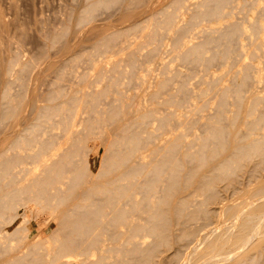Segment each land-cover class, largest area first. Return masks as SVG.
I'll use <instances>...</instances> for the list:
<instances>
[{"label": "bare ground", "instance_id": "1", "mask_svg": "<svg viewBox=\"0 0 264 264\" xmlns=\"http://www.w3.org/2000/svg\"><path fill=\"white\" fill-rule=\"evenodd\" d=\"M171 1V6L174 4L172 7H175L174 11L178 8L180 9L182 4H185L184 0H170V2ZM212 1L213 2L211 4L208 3L211 1L207 0L204 9H199V12H196L197 15L196 13L193 14V23L202 17L208 18L210 20L211 18L221 17L224 14V5L232 2V0ZM117 2H120V0L94 1V3L87 5L82 13L77 15L78 17L76 16V23L80 22L81 24L82 22H86V20L90 19L91 16L95 14L94 12L100 6L105 5L108 7L109 5L112 6V4L114 5ZM135 5L137 4L135 3ZM184 6L188 5L186 4ZM163 8H158L161 12L157 10L158 14L162 13L165 15L164 19H161L162 21L157 20L159 16H155L157 14L155 11L153 15L151 14V20H146L147 23L149 22L150 25L152 24L151 27H153H148L149 29L151 28L149 31H147L146 28L147 23H144L143 25L141 23L139 25L136 24V22L133 23L132 19L131 22L134 25H131V27L127 28L134 30L139 28L140 31L146 28V35L148 38L150 37L152 40H159L158 37L160 27L174 28L175 26L176 11L165 13V11H163L165 9ZM130 15H132V13H130ZM257 20L258 19L256 18V22L255 24L253 23L252 26L255 27L254 30L256 32L260 33L262 31V23L259 24V20ZM186 26H188V23ZM192 27H194V25L191 26V30ZM243 28L244 27L238 23H230L227 26L226 31L222 33L221 37L219 36L220 39L214 37L219 39L224 44V47L226 44V48L222 47V49H224L223 52L221 50L222 53H219V49L217 50L218 54H221V60L219 61L225 63L228 60L227 57L231 55L229 53L235 52V50L231 52L229 49V44H231L229 42H235L234 39L240 37V35L243 34ZM131 29L130 31L134 32ZM187 29L188 27H178L177 30L175 29L177 33L175 31L176 36L174 37V40L177 42V44L185 47V50L183 49L184 52L181 55L183 60L197 62L200 64L204 58L203 53L206 51L205 49L211 44L213 38L210 35V37H208L207 40L202 43L186 45L182 35ZM124 31H120L121 34L120 32L116 33L118 31L109 34L106 32L105 35H101L102 37L99 38V40L97 39L98 41L96 40L97 46L101 48L107 47L105 49H108L109 46L113 45L111 44L112 42H115L116 40L118 41L117 38L119 34L122 35ZM126 32L128 31L126 30ZM259 33H257L258 37L256 39V47L257 49L263 48L264 50V39L261 37V35H259ZM55 38L57 39V37ZM55 38L53 39L54 42L56 41ZM53 41H51L52 44ZM92 48L94 49V47ZM134 52L131 53L132 55H130L129 58L132 65H134L136 62L133 57L135 56ZM214 53L213 55L217 54ZM211 56L212 55L208 56V58H215L217 55L213 57ZM218 57L219 55L217 56V59ZM133 59L135 61H133ZM222 59H226V61H223ZM214 62H216V60H214ZM252 65L253 64H251V66ZM136 67L137 66L134 65V68ZM252 67L250 68L249 65L247 68L243 67L244 72L246 74L247 72L250 74L249 69H251V72L254 73V71H252ZM20 73L22 72L20 71ZM250 75L251 78H254L252 74ZM237 76L238 75L236 74V77ZM239 77L237 78L242 79V81H234L236 84L233 82V87L229 86V88L228 86H222L223 88L218 105V116L207 120L205 123L203 122L204 119L202 120L205 125L202 123L201 124L204 125V128L206 127V129H204L202 126V129L205 130L204 135H202V133L201 136L198 134V136H196L193 140H183L184 133H174L171 136L166 137L164 144H159V146L153 145L155 148L151 149V152L155 157H153L152 153H149L153 158L151 162V157L147 162L144 161L145 156L143 154V147L147 145V140H150V138L153 136L151 137L152 134H150V137L142 136L140 129L144 127V132L147 130L148 125H146L145 128V124L149 123L148 121L154 114L156 110V104L153 106H151V104L150 107H144L143 105H140L138 101H136V103L138 102L137 104L140 106L134 104L138 106V108H136V106L133 105V107L136 109L135 112L130 113V111H127L131 115L135 113L136 117L121 123L119 120L122 119L124 113L123 108L119 106V102L121 103L120 105H124L121 101L115 103L117 106L114 105V107L113 104H110L112 102H110L108 105H112L111 109H108L109 106L107 108L105 107L107 112L103 111L102 107L100 110L97 109L100 107L99 104H101L99 103V99L105 96L106 92V95H108L114 85L116 87L115 90H119V87L117 86H120V84H118L120 82L117 81V78L116 81L111 80L112 84L110 83V85L114 84L111 86V89L105 86L108 88L109 92L107 89H104V87L101 90L93 89L95 91L93 92V97H91L92 99L86 96H91L92 90L90 94H85L86 97L83 96L82 93L84 92H82V89V93L78 95V92L80 91L78 89L79 91L77 90L71 95L68 93L69 96H65L62 99L61 96L63 94L60 90H53L50 92L48 94L49 96L47 103L43 105L39 104L40 107H38L39 109L37 108L38 111H36L39 112L37 113V118L32 119L31 123L28 122L29 124L26 123L27 125L23 127L20 132H16L14 136L11 137V140L8 143L9 147L6 146L8 149H6L5 146H1L4 148V152L2 151V153H0V232L2 233L0 235V264H71V262H76L78 264H150L156 259L157 256H159L161 247H167L168 249H171L170 252L172 255L170 256V254H167L165 256H161L159 260L160 264H174L182 262V259L184 260L183 249L185 248L184 250H189L192 243L193 246L191 245L192 247L190 248L189 255L187 256V259L185 258L186 260H184L182 264H264V181L260 179V174L264 169V126H262L264 124V114L261 113V115H256L252 120H245L247 122L244 121L245 125H242V128L247 125L245 127L247 130L245 131L244 129V132L242 130V135L237 129L235 130L236 120L239 119V117L237 118V114L240 115V113L234 114L236 117L234 116L235 118L231 122L232 129L229 128L230 126L225 125L228 127L226 128L223 125V120H225L224 105L228 94H230L229 92L232 91V93H235L238 99L237 106L240 107L242 97H244L242 95L243 85H245V87L248 86L247 82L249 80L246 82V84L244 83L246 80L244 78L248 77V74L244 78H242V75ZM8 79L6 80L8 81ZM233 79L235 80V78ZM168 80H166V83ZM219 83L220 82L216 84V87L219 85ZM165 84L163 86H165ZM20 87L22 86L20 85ZM162 89L163 88L161 87L154 89V91H152L149 95L150 98L157 102L156 99H158ZM180 89L181 91L179 90V92H182V95H188L186 92L189 89L187 91L185 90L186 88L183 87ZM87 92L85 91V93ZM119 92L122 93L120 90ZM244 92L243 94H245ZM1 93V101L4 102L6 106L0 107V122L5 120L8 121L7 119H10V121L16 119L18 111L21 109V105H19L18 102H13V99L11 100V94L8 92V89L7 91ZM65 93L67 94V92ZM172 96H168L170 100L169 98L163 99L164 101L169 100L172 105L176 106L183 102L172 99L174 98ZM185 98L187 97L185 96ZM122 99L120 96V100ZM259 100H262L261 97L256 96L253 100L251 99L250 104H247L248 106L244 104L247 108L245 112V114L247 113V116H251L256 113ZM122 101L123 103L126 102L125 99ZM185 101L187 100L185 99ZM169 102L166 104L170 105ZM96 103L98 106H96ZM133 103H135V101L132 102V104ZM204 103L206 104V102ZM33 105L35 106V104ZM126 105L127 104L125 103V106ZM202 108L205 109L203 106ZM83 109L91 110L93 113L96 111V116H92L94 115L92 114L90 115L91 117H86L83 119L84 121L82 120L83 125L85 123V125L82 127L86 129V132H83L82 135H79L77 130H75L77 132H73L72 129L70 130V128L73 126L74 118H77V116L79 117ZM126 109L131 111L133 110L130 108L128 109V107ZM98 110L100 112L102 110L103 112L100 113ZM19 112L21 113V111ZM98 112L101 115L98 114L97 116ZM104 112L108 113V116H106L107 114L103 115ZM174 113V110H171L169 112H165L164 114L158 115L156 118L159 121V127L164 130L169 128L168 125L166 126V124L168 119L173 117L172 115ZM102 115L106 117L105 119L107 120L105 121H119L120 125L116 126V129H118V131L116 130V133L113 131L115 129H112V133L114 134H112L110 131V134L112 135L106 139L107 147L106 152L104 153V159L101 161L102 163L100 162L101 166L96 167L92 162L94 149L87 147V140L90 136H93L94 139H101L102 135L104 136V130L106 128L103 130V133L97 132V130L95 131V128L98 129L103 126L101 125L98 127L101 121L104 122ZM131 115H129V117ZM56 116H60V120H58L62 126H64L66 131L70 130L74 134L77 133L76 136L72 135L73 138H71L72 136L70 134L69 135L71 137H68V133H66L67 137L70 138L67 142L71 145L69 144L70 146L68 145L69 147L68 149L65 148L66 150L64 147V150L61 149L62 147L58 148L62 151H59L56 148L57 145L59 146V144L56 143L58 140H55L57 139V136L55 135L57 133L54 132L55 134H53V130H49V128H51V126L53 127V125L49 124L50 126L48 127L50 135L47 134V138L42 136V133H44L42 132L44 131V126L47 131V123H53V120ZM99 116H102V118ZM226 121L228 122L227 119ZM24 122L23 124H25ZM105 123L104 125L107 126ZM186 123L189 122L187 121ZM12 125L13 124H11V127ZM54 125L57 126L58 124ZM74 127L75 126H73V128ZM139 127L142 128L139 129ZM187 127L189 129L194 126L188 125ZM188 129L187 131H189ZM14 130L16 131V128L12 131ZM146 135L149 136V134ZM105 136L107 137V135ZM150 144L151 143H149V146ZM145 147L147 148V146ZM8 151H11L10 154L6 153ZM179 152L182 154V157L179 156L180 158L178 157ZM180 159L181 161L186 159L187 162L189 161L192 163V166L190 163H187L191 166V168L189 166L190 169L188 168V171L186 167V169H184ZM208 162H211L213 166L211 169L208 168L209 172L207 173L208 169H205V172L202 169H204L203 166ZM197 175L199 176L198 178ZM139 177L142 178L140 179ZM164 178H167L166 180L168 181L167 184L162 187L164 183L162 184L161 182H164ZM244 178H248L254 180V182H257L256 187L250 190V197L252 196L250 199L256 197V202L250 203L254 201V198L250 202L247 200H242L240 202L226 204V219L232 221V225L230 222V226L225 224V227L222 229L212 226L214 212L212 209L208 208V204L210 205V203L217 202L222 197V191H220V186L222 183L220 182H226L228 184H225L226 187L233 186L236 188L235 191H233L237 192L240 190V185L243 184L245 180ZM192 185L196 188L194 187V190L189 189L188 191L191 190L197 192L199 190L200 192L202 191V194L206 196L205 197L203 195L206 198L204 199L206 200L205 202L201 200L206 204L203 205L202 203L200 206H195V209H190L189 207L193 204L191 203L193 200L191 198L193 197L191 191V194L182 193V195L174 197V192L176 193L178 189H181L182 187V189L187 187L189 188ZM161 187L163 193L161 192L162 194H158L161 191ZM222 189L225 190V188H221V190ZM226 189L228 190L229 188ZM138 191L140 194L142 193L141 197H137ZM141 204H144L146 209L144 206L141 207ZM22 205L24 207L31 206L32 212L34 210L36 211V208L32 207V205H39L41 209H37L36 212L47 210L49 211L48 215H54V220L59 222H55L57 224L55 232L57 233L58 237L57 240L54 239L58 244H56L54 241L53 244L55 243L56 245L52 247L51 244H49L51 247H46L44 243L43 246L39 244L42 241L44 242L42 239L41 242L37 240L39 243L33 241L32 244H27L28 248L26 247V249L27 251L30 249L29 252H26L22 247L25 253L21 254L20 252L19 255H16L15 252L19 250H17V247L13 246L9 242L14 241L13 239L18 240V238L20 239L21 237V239L26 238L27 234H25V231H28L27 229L29 227L27 224L24 226L22 225L23 223H19L17 226H15L13 231H10L8 226L14 224L18 217H23L26 215L25 211H23L24 213L22 214L18 211L19 206L21 208ZM206 205L207 207H202ZM141 211L146 212V214L144 213L146 217L143 215L139 216ZM136 213H139V215ZM134 215H137L138 218H135ZM144 219H148V222L146 220V222H142ZM199 219H202V221L200 222ZM192 222H196V225L191 226L190 223ZM230 227L232 229H230ZM21 230L25 232V236L24 234L20 236ZM146 235H152L153 241L146 242L144 240ZM142 239L143 241H141ZM202 246L203 250H205L204 252H202ZM12 250H17L14 252L15 256L13 255V257H11L12 254L10 255L9 253ZM6 254H8L7 257L10 255L11 258H5L4 256H6ZM184 254H186V252ZM65 257L67 258L64 259ZM111 258L112 262L108 261V259Z\"/></svg>", "mask_w": 264, "mask_h": 264}, {"label": "rangeland", "instance_id": "2", "mask_svg": "<svg viewBox=\"0 0 264 264\" xmlns=\"http://www.w3.org/2000/svg\"><path fill=\"white\" fill-rule=\"evenodd\" d=\"M94 1L97 2L99 0H0V83H1L0 93L7 91L8 89V92L11 94L10 95L11 100L13 99L12 100L13 102L15 103L18 102V104L21 105L20 106L21 109H19L21 113L18 111L16 119L11 120V121L10 119H7L8 121L5 120L3 122H0L1 123L0 124L1 125L0 126L1 127L0 128V150H1L0 153H2V151L4 152V148H2L3 146H5V148L8 149L6 146L9 147L8 143L10 142L11 137L14 136L16 132H20L23 129V127H25L27 124L32 122V119L37 118L36 116H37V113L39 112H36V111H38L39 109L38 107H40V105L47 103L48 96H49L48 94L52 92L53 90H57V91L60 90L62 92L63 95L61 96V99L64 98L65 96H69V94L70 95L73 94L78 89L80 90V91L78 90L80 92V93L78 92V95L84 92L82 93L83 96H85V94H88V93L90 94L92 90L91 96L86 95L91 98L93 97L92 95L95 90H101L103 87L104 89H107V90L108 88L111 89V86L114 85V84L110 85V83L112 84L111 80L116 81V78H117V81L120 82L118 84H120L121 86L120 87L118 85L117 87H119V90L122 93H120L119 90L118 91L115 90L116 87L114 85L110 92L108 90L109 92L108 95H106L107 94L106 92L105 96L100 98L103 100L99 99L100 101L99 103L101 104H99L100 107L98 108L96 107L97 109L100 110V108L102 107L103 109L102 108L101 109L107 112L106 108L109 106L108 104L110 102H112L110 104H113V107H114V105L117 106V104L115 103H118L119 101H121L122 104H124L123 105L124 107L120 105L121 104L120 102H119V106L123 108L124 113L122 117L123 121L122 119H120L119 121L122 123V122H126V120L128 121L129 119L136 117L135 113L131 115L127 112V111H130V113L135 112L136 109L133 107L134 104L138 105L137 103L139 102V104L143 105L144 107H150L151 104H152L151 106L156 104L155 105L156 110L154 112L155 115L153 114L154 116L152 115V117L148 121L149 123L145 124V128H146V125H148L147 130H145V132L147 131L148 133L144 132V129H143L144 127L143 128L139 127V129L142 128L140 129L142 136L150 137V134H152L151 137L153 136L152 138H150V140L149 139L147 140L148 143L147 145H145L147 146V148L145 146L143 147V154L145 156V160H144L145 162L150 160V157L152 158V155L153 157H155L154 154L151 152V149L155 148L153 145L159 146V144H162V143L164 144L165 138L171 136L174 133L175 134L184 133L183 140H193L196 136H198V134H200L201 136V133L202 135H204L205 134L204 129H206V127L204 128V125H205L204 123L207 120H210L211 118L213 119L216 116H218V105L220 102L222 88L226 86L233 87L234 84H236L234 81H237V82H239L240 80L242 81V79L237 78L241 75H242V78H244L248 74V77L244 78L246 79L244 82L245 84L249 80L247 82L248 86L246 85L247 87L243 85L242 95L244 97H242L241 106L240 107L237 106L238 99L235 93L234 92L232 93V91H230L229 92L230 94H228L227 96L228 101L226 100L225 105H224V119L225 120H223V125L230 126L229 128H231L232 126L231 122L236 117L234 114L240 113V115L237 114V118L239 117V119L236 120L235 130L237 129L239 133L242 135L245 127L247 126L246 125L244 126V128H242V125H245L244 123L245 120L247 119L252 120L254 116L261 115V113L264 114V107H263L264 106L263 105L264 104V101H263L264 100V50L263 48L257 49L256 39L258 37L257 33L259 32H256L254 30L255 27L252 26L253 23L255 24L256 22L255 19L257 18L259 20V24L262 23V29H261L262 31L260 30L261 32L259 33V35H261V37L264 39V29H263L264 28V14H262L264 13L263 12L264 11V0H244V1L243 0H232V2L229 1L230 3H227L224 5L225 6L223 9L224 14L221 17L211 18V20L208 18L202 17L198 19L199 21L196 20L194 23L192 22L194 19L193 14H195L196 12L198 13L199 9H204V6H206L207 0H184L185 4H182L181 5L182 7L180 9L178 8L179 10L178 9L175 10L176 12L174 11L175 7L174 8L172 7L174 6V4H172L171 6L172 1L170 2V0H140V1L134 0V2L133 0H123V1L120 0V2H117L114 5L112 4V6L114 7H112L111 5H109L111 7L109 6L107 7L105 5L100 6L99 7L100 9L98 8L94 12L95 14L92 15L90 19L86 20L87 24L86 22L84 23L82 22L81 24L80 22L79 23L77 22L78 23L77 24L76 16L80 15V13H82V11L87 7V5L94 3ZM209 1L211 2H208V3L212 4L213 1L212 0H209ZM135 3L137 5H135ZM186 4L188 6H184ZM167 5L169 8L167 7ZM158 8L165 9V10L161 9L165 11V13L175 12V26L174 28L173 27H170V28L160 27V32H159V37H158L159 40H152L150 39V37L149 38L147 37L146 28H147V31H149L153 27H151L152 24L150 25L149 22L148 24L146 20L147 19H149L148 21L151 20L150 17L154 14V11L155 13H157L158 11L161 12L160 9ZM129 12L132 13V15H130ZM157 14L155 16L156 17L159 16V17L158 19L157 18L156 19L162 21L165 15H163L162 13H159L158 15ZM131 19L133 23L136 22V24H139V25L141 23L142 25L144 23L145 24L147 23L148 26L146 25V28H144L141 31L139 28L135 30L131 28H127V27H131V25H134L131 22ZM187 23H188V26H186ZM230 23H238L244 27L243 28L244 30L242 32L243 34H241L240 37H237L236 39H234L235 42L233 43L229 42L232 44V45L229 44V49L231 50V52L234 50L235 52L229 53L231 54L229 55L231 57L228 56L227 61L226 59L225 60L222 59L223 61H226L224 63V62L219 61L221 60V57H220L221 54H218V51L219 53H222L224 50L222 49V47H224L223 46L224 44L219 40L220 39L219 36L221 37L222 33L226 31V28ZM193 25L194 27H192V30H191V26ZM148 27H151V28L149 29ZM178 27L179 28L188 27L186 32L182 35V38L186 42V45H194V44L202 43L206 41L207 38L210 37V35L213 38V41L205 49L206 51H204L203 53V57H204L203 60L201 62L198 61L200 62V64H198L197 62L183 60L181 55L184 52L185 47L177 44V42H175L174 40V37L176 36V33H177L176 30ZM130 29L134 32H131ZM126 30L128 32H126ZM115 31H118L116 33H119L120 31L121 32L124 31L125 33L123 32L122 35H120L121 34L120 32L119 34L120 37L118 36L117 38L118 41L116 40L115 42H112L111 44L113 45L109 46L108 49H105L107 47L101 48L97 46V41L99 40V38L102 37L101 35H105L106 32L107 34L114 33ZM53 37L54 38L57 37L58 40L55 38L56 41L54 42ZM214 37L219 38V39H216ZM51 41H53V44ZM92 47H94V49ZM224 48H226V44ZM240 50L243 52H241ZM133 52L135 55L133 57L136 60L134 64L135 66H137L136 68H134V65H132L131 61L129 60L130 55H132L131 53ZM213 53L214 54L217 53L216 55L217 56L219 55L220 58L218 57L217 59V56L213 55ZM210 55H212L211 57L213 56H216V57L215 58L209 57L210 58L209 59L208 56ZM134 59L133 61H135ZM214 60H216V62H214ZM250 63L253 64L252 66L254 67H252ZM9 64L11 67L9 66ZM248 65L250 66V68L252 67V71H254L253 73L251 72V69H249L250 74L254 76V78L252 77L253 79L251 78V75L247 72V70H246L247 74L244 72L243 67L247 68ZM20 71L22 73H20ZM236 74L238 75L237 77H236ZM215 78L218 82H220L217 87H216V84H218V82L215 80ZM233 78H235V80ZM6 79H8V81ZM166 80H168L167 81L168 84L166 83ZM164 84L166 87L163 86ZM20 85L22 87H20ZM105 86L108 88H106ZM158 87L163 88L162 89L163 91L161 90V93L159 94L160 97L158 96V99H156L157 102H155L150 98L149 95L152 91H154V89ZM181 87L186 88L185 89L186 91L189 89L186 92L188 93V95L187 94L182 95V92H179V90L181 91L180 89ZM81 89H82V92H81ZM63 90H64V93L67 92V94L65 93L66 95L63 93ZM83 90H85L86 92L87 91L89 92L85 93V91ZM243 92L245 94H243ZM1 95L2 93L0 94V97ZM120 96H121V99L123 98L122 100L125 99L126 101L125 103L127 104L126 106H125V103H123V101L120 100ZM168 96L169 97L172 96L174 97L172 99H175L178 101L180 100V102L183 101L181 103L179 102L182 105L180 104H178L177 106L172 105L169 102L170 98ZM185 96L187 98H185ZM256 96L261 97L262 100H259L256 113H254L251 116H247V113L245 114L246 109H247L246 106H248L247 104L248 103L250 104L251 99L253 100L254 97ZM163 98L164 99L169 98V100L168 101L165 100L166 101L165 102ZM185 99L187 101H185ZM134 101L135 103L132 104V102ZM136 101L138 102L136 103ZM168 102L170 103V105L166 104ZM204 102H206L207 105ZM242 103H243V106H242ZM33 104H35V106ZM1 106L4 107L6 105L4 104V102L1 101V98H0V107ZM96 106H98L97 103H96ZM111 106L112 105L109 106L110 108L108 107L109 110L111 109ZM138 106H136V108H138ZM202 106L205 107V109L202 108ZM127 107L128 109L130 108L133 110L132 111L127 110L126 109ZM102 110L101 112L100 111L99 112L102 113L103 112ZM171 110H174L175 113L172 115L173 117H171L167 121L166 126L168 125L169 128L164 130L159 127V124H158L159 121L157 120L156 117L160 114H164L165 112L167 111L169 112ZM99 112L97 113V116ZM106 112H104L105 114L103 113V115L107 114L106 116H108V113ZM95 113L96 111H94L93 113L91 110L83 109L79 117L77 116V118L76 117L74 118L73 126L75 127L73 128L72 126L70 130L72 129L73 132L77 130L79 135L80 134L82 135L83 132H86L85 131L86 129L82 127L85 125V123L83 125V121H84L83 119L86 117H91L90 115L92 114H94L92 116H96ZM127 113L131 115L130 116L131 118L129 117ZM124 114H127V115H124ZM23 115H26L27 117ZM102 116H99V117L102 118ZM105 118L106 117L103 116L104 122L101 121L99 123L100 125L99 126L97 125L98 127L103 125L100 128H98L99 131L97 128H95V131L97 130V132L103 133L105 131L104 136L102 135L101 139H94L93 136H90L87 140V143H88L87 147L90 149L92 148L94 149V154L92 155V162L94 166L96 167H100L102 163L101 161L104 159V155H105L104 153L106 152V147H107L106 139L110 137L112 134L116 133V130L118 131V129H116V126L120 125L119 121H116V122L114 121L110 122L109 120L105 121L107 120ZM58 119L60 120V116H56L54 119L55 121L53 120V123H47L48 125V126L46 125L47 131L44 126V129H43L44 131H42L44 133H42V136L46 137L47 134L50 135V132L48 131V127L50 125H53V127L51 126L49 130L50 131L53 130V134L57 133L55 134L57 136L56 137L57 139L55 140H58L56 141V143H58L59 146L56 144L58 146V147L56 146V148L57 150L62 151L58 148L62 147L61 149H63L64 147V149L65 148L68 149V147L71 145L70 143L67 142L68 139H70L68 137L70 135L76 136L77 133L74 134L70 130L66 131V129L64 128V126H62V124L60 123ZM226 119L228 120V122L226 121ZM202 120L204 123L202 122ZM81 121H82V125H81ZM187 121L189 123H186ZM23 122L25 124H23ZM104 123L107 124V126H105ZM201 123L204 125H202ZM11 124H13L12 127H11ZM54 124L56 125L58 124V125L55 126ZM190 124L194 126V127H191L193 129L191 128L188 129L187 126L188 125L191 126ZM202 126L204 129H202ZM262 126H264V124ZM14 127L16 128V131L15 130L12 131L13 129H15ZM112 129H115L113 130L115 131L114 133H112L113 132ZM187 129L189 131H187ZM246 130L247 129H245V131ZM110 131L112 134H110ZM143 132L145 135L143 134ZM66 133H68V137ZM146 134H149V136H147ZM105 135H107V137ZM5 136L7 139L5 138ZM73 136L71 138H73ZM149 143H151L150 146H149ZM10 152L11 151H8L6 153L10 154ZM149 153H152V155ZM179 156L182 157L181 152H179L178 157ZM152 160L153 158L150 160V162ZM185 161L186 159H184L181 162L183 164L184 169L187 168V171H188V168L190 165L187 163H190V162L186 161L185 163ZM190 164L192 166V163ZM212 166L213 164H211V162L210 163L208 162L206 165L203 166L204 169L202 170L204 171L205 169L207 170L208 168L211 169ZM209 169L207 170V173L209 172ZM198 177L199 176L197 175V178ZM139 178L141 179L142 177H139ZM166 179L167 178H164V182L163 181L161 182L162 184L164 183L162 187L167 184L168 180ZM244 179L245 180L243 184L240 185V190L237 192H234L236 188H234L233 186L226 187V185H228L226 182L224 181H223L224 183L220 182L222 183L220 187L225 188V190L223 189L221 190L220 188V191H222L221 192L222 194L220 193L222 197L217 202L210 203V205L208 204L209 206L208 208L212 209L214 212V218L212 219L213 220L212 226L222 229L225 227V224L226 225L228 224L227 226H230V222H231V225H232V221H229L226 219L227 218V212L225 211L226 204L234 203V202L236 203L242 200H247L248 202H250L254 198H255L254 201L250 203L256 202L257 200L256 197H254L253 199H250L252 197V196L250 197V190L256 187L257 182H254V180H251L248 178H244ZM260 179L264 181V169L262 170L260 174ZM165 180H166V183H165ZM223 184L225 187L223 186ZM162 187H161V191L158 194H160L161 192L163 193ZM194 187L195 186L193 185L189 188L187 187L184 189H182L183 188L182 187L181 188L182 190L181 189L177 190L176 193L178 195L174 192L175 194L174 197L180 196L182 195V193L191 194L192 192L193 197L191 198L193 200L191 203L193 204L192 205L190 204L191 206L189 207L190 209H195V206L196 207L200 206L203 203L201 200H203L204 202L206 201L204 200L206 199L205 198L206 196L202 194L203 193L202 191L200 192L198 190L199 191V192L197 191L198 193L196 191H191V190H194ZM226 188H229V189L227 190ZM189 189H191L190 190L191 192L188 191ZM137 194H138L137 197L142 196L141 195L142 193L140 194L139 191L137 192ZM204 204L206 203H203V205ZM36 206L32 205V207L36 208V211L37 209H41L39 205L37 207ZM142 206L145 207L144 204L143 205L141 204V207ZM23 207H24L23 205L21 206V208L19 206L18 211L21 214L24 213L23 211H25L26 215H24L23 217H18L14 224H12L11 226H8V229L10 231H13L15 226H17L19 223L20 224L23 223L22 225L24 226L27 224L29 228L27 229L28 231H25L26 233L21 230L20 236H22L25 233L27 234L26 238L21 239L22 238L21 237L20 238L21 240L19 238L18 240L13 239L14 241L10 240L11 242L9 243H11L13 246H16L17 250H19V251L15 250L17 252L13 250L11 251L12 253L9 252L10 255L12 254L11 257H13V255L15 256V253L16 255H19L20 252L21 254L25 253L24 249L26 252H29L30 249H28L27 251L26 247L28 248L29 243L32 244L33 241L39 243V241L41 242V239H42L44 240V242L42 241L39 244L43 246V243H44L46 247L47 246L53 247L54 245L58 244L57 241L54 240V239L57 240V237H58L57 233L55 232V228L57 227L56 223L58 221L56 222L54 220L55 218L54 215H50V214L48 215L49 211L47 210L38 211V212L34 210L32 212L31 206H26L24 208ZM202 207H207V205L202 206ZM144 213L146 214L145 211L143 212L141 211L140 215L139 213H136V214H138L139 216L143 215L146 217ZM134 217L138 218L137 215H134ZM145 220L148 222V219H144L142 222H146ZM199 221L201 222L202 219H199ZM190 225L195 226L196 222H192L190 223ZM230 229L232 228L230 227ZM1 234L2 233L0 232V235ZM144 240L146 242L147 241L152 242L153 236L146 235ZM54 241L56 242V244L55 243L53 244ZM141 241H143V239ZM49 244H51V246ZM191 245L193 246V243ZM191 245H190V248L192 247ZM190 248L189 250L186 248L188 252L187 250H184L185 248L183 249L184 256L183 255L182 256L184 260L187 259V256L189 255V252H190ZM201 249H202V252L205 251L203 250V246ZM170 250L171 249H168L167 247H161L159 256H157L156 259L150 264H160L159 260L161 256L163 255L165 256L167 254H170V256L172 255ZM184 251L186 252V254H184L185 253ZM8 254H6V256L4 257L11 258L10 255L9 257H7ZM66 258L67 257H65L64 259ZM64 259H61V260H64ZM184 260L182 259V262H178L174 264H182ZM108 261L112 262V258L108 259ZM71 264H78V263L71 262Z\"/></svg>", "mask_w": 264, "mask_h": 264}]
</instances>
